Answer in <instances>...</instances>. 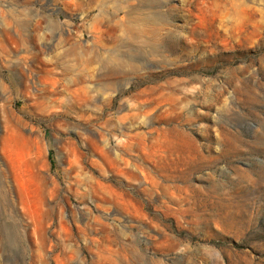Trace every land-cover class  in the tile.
<instances>
[{"label":"rangeland","instance_id":"rangeland-1","mask_svg":"<svg viewBox=\"0 0 264 264\" xmlns=\"http://www.w3.org/2000/svg\"><path fill=\"white\" fill-rule=\"evenodd\" d=\"M0 264H264V0H0Z\"/></svg>","mask_w":264,"mask_h":264},{"label":"bare ground","instance_id":"bare-ground-1","mask_svg":"<svg viewBox=\"0 0 264 264\" xmlns=\"http://www.w3.org/2000/svg\"><path fill=\"white\" fill-rule=\"evenodd\" d=\"M243 7H244V6H243ZM243 7H242V8H243ZM62 74H63V73H62Z\"/></svg>","mask_w":264,"mask_h":264}]
</instances>
